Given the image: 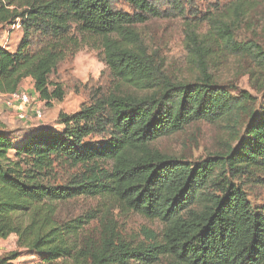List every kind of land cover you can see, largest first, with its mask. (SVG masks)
Returning <instances> with one entry per match:
<instances>
[{"label":"trees","instance_id":"16d2710c","mask_svg":"<svg viewBox=\"0 0 264 264\" xmlns=\"http://www.w3.org/2000/svg\"><path fill=\"white\" fill-rule=\"evenodd\" d=\"M124 1L133 14L116 0H0V23L19 20L23 29L15 52L0 47L1 94L23 92L30 79L47 107L63 102L64 87L51 77L90 38L98 39L116 82L79 112L61 113L58 129L27 131L18 140L0 116V239L16 236L39 264H264V207L254 206L246 190L264 187V107H255L250 93L218 84L210 63L216 52H234L264 73V48L236 41L242 26L262 19L264 0H232L186 21L196 65L189 81L158 64L139 31L161 16L160 7ZM170 2L185 16L178 0ZM199 123L232 129L223 154L191 162L157 148ZM96 137L103 141H90ZM81 199L101 201L102 210L61 220V208ZM110 209L158 221L162 230L127 241L105 222ZM100 220L101 232L87 233ZM19 257L5 254L0 264Z\"/></svg>","mask_w":264,"mask_h":264},{"label":"rangeland","instance_id":"374dc122","mask_svg":"<svg viewBox=\"0 0 264 264\" xmlns=\"http://www.w3.org/2000/svg\"><path fill=\"white\" fill-rule=\"evenodd\" d=\"M6 5L8 0H1ZM160 8V17L153 18L145 25L139 26L143 39L150 48L157 63L164 66L167 72L177 79L194 80L196 77V65L191 62L190 52L185 44V23L196 16L201 20L209 13H214L217 8H222L232 0H178L181 7L186 9L185 16H179L176 6L170 0H153ZM118 9L133 14L134 10L124 0H116ZM13 9H19L14 5ZM262 19L252 20L250 24L242 26L236 32V41L239 43H255L264 48V30L260 26L264 24V7L260 9ZM200 32H206V25L200 26ZM23 37V29L19 20L14 24L0 23V47L8 48L15 52ZM98 39L90 38L81 50L74 56H69L57 70L51 81L61 83L64 87L65 98L61 103H55L52 108L46 106L38 96L34 94L33 81L27 80L21 85V90L32 99L29 119L21 120L14 110L6 108L0 98V116L7 128L13 132V137L20 139L27 131L55 128L58 129V120L61 113L73 115L80 111L81 107L89 104L91 96L102 89L108 92L114 88L116 82L110 77V73L103 62ZM210 63L211 73L220 85H225L235 91L248 92L255 100V107H264V73L256 68L253 58L237 53H214ZM250 72H254L252 75ZM32 107L36 110L40 107L43 117L41 120L32 113ZM34 110V112H35ZM248 117L242 119L243 128ZM233 131L223 124L199 123L185 132L171 138L162 139L157 148L172 157L182 158L186 161L196 162L205 159L212 154H223L227 144L232 140ZM90 141L100 142L101 138H92ZM248 198L255 206L264 207V187L257 185L246 187ZM102 202L99 200L81 199L65 204L60 211V219L69 221L79 216H87L100 213ZM110 216L106 223L116 224L119 233L127 241H142L147 231H161L162 225L158 221L146 219L140 215H122L116 209L109 210ZM102 221H94L87 233L91 231L101 232ZM18 252L20 257L13 264H39L40 257L17 246L16 236H12L5 242H0V256Z\"/></svg>","mask_w":264,"mask_h":264},{"label":"built area","instance_id":"2783aa9c","mask_svg":"<svg viewBox=\"0 0 264 264\" xmlns=\"http://www.w3.org/2000/svg\"><path fill=\"white\" fill-rule=\"evenodd\" d=\"M0 98L3 99L6 108L14 110L21 120L29 119L30 107L32 105V97L25 92H18L12 95H4L0 93ZM34 107H32V113L36 115V118L41 120L43 114L41 113L40 107H37L34 112ZM31 113V112H30Z\"/></svg>","mask_w":264,"mask_h":264},{"label":"crops","instance_id":"0c3cea01","mask_svg":"<svg viewBox=\"0 0 264 264\" xmlns=\"http://www.w3.org/2000/svg\"><path fill=\"white\" fill-rule=\"evenodd\" d=\"M8 130L11 131V130H13V128H11V129L8 128ZM5 241H7V240H1V239H0V242H5ZM1 256H2V255H1ZM1 256H0V257H1Z\"/></svg>","mask_w":264,"mask_h":264}]
</instances>
